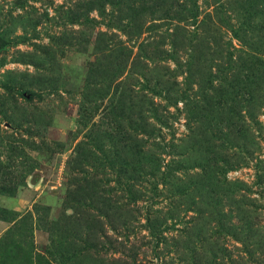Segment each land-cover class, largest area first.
Here are the masks:
<instances>
[{"label": "rangeland", "instance_id": "rangeland-1", "mask_svg": "<svg viewBox=\"0 0 264 264\" xmlns=\"http://www.w3.org/2000/svg\"><path fill=\"white\" fill-rule=\"evenodd\" d=\"M47 263L264 264V0H0V264Z\"/></svg>", "mask_w": 264, "mask_h": 264}, {"label": "trees", "instance_id": "trees-1", "mask_svg": "<svg viewBox=\"0 0 264 264\" xmlns=\"http://www.w3.org/2000/svg\"><path fill=\"white\" fill-rule=\"evenodd\" d=\"M255 7H256V5H254V6L252 7V9H251V12H252L254 15L258 14V10H257ZM47 264H48V263H47Z\"/></svg>", "mask_w": 264, "mask_h": 264}]
</instances>
